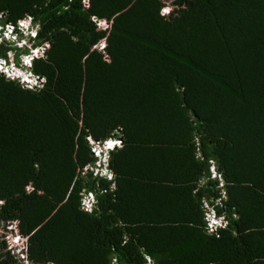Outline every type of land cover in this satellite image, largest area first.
I'll list each match as a JSON object with an SVG mask.
<instances>
[{"label":"trees","instance_id":"trees-1","mask_svg":"<svg viewBox=\"0 0 264 264\" xmlns=\"http://www.w3.org/2000/svg\"><path fill=\"white\" fill-rule=\"evenodd\" d=\"M172 5L0 0L1 24L36 25L20 52L45 46L35 85L0 74V226L30 263L264 264V0ZM4 232L0 264H24Z\"/></svg>","mask_w":264,"mask_h":264},{"label":"built area","instance_id":"built-area-1","mask_svg":"<svg viewBox=\"0 0 264 264\" xmlns=\"http://www.w3.org/2000/svg\"><path fill=\"white\" fill-rule=\"evenodd\" d=\"M98 26L100 28H105L106 27V22L105 21H100L98 22ZM98 48L102 49L104 47V40H102L100 43L97 44ZM45 49V46H39L35 48L34 52H43ZM31 56L28 59V62L30 61ZM36 81H40L41 78L35 77L34 78ZM31 86V84H28V87ZM91 143V151L92 154L95 157L94 162L89 166V169L93 171L94 175H99V176H105L106 178H111L110 173L107 170L106 164H107V156L109 154V148H111L115 143L122 145V140L119 137H110L102 142H94L92 140L89 141ZM109 142L112 143V146L109 147ZM102 169L103 171H107L105 175H102ZM94 203H95V198L92 193L88 192L85 197L82 198L81 200V205L82 207L87 210V211H92L94 209ZM223 218V217H222ZM16 221L14 220L12 223H10L7 226V235H11L10 237L12 238L11 241H9V248L13 249L14 252L20 256L23 259L24 264H32L30 263L26 258V245H27V237L20 235L17 232V226H16ZM215 223V222H214ZM216 225V224H215ZM215 225H213L212 222L207 221V229L209 231H215ZM13 232H10V231ZM9 239V237H7ZM13 244V246L11 245ZM147 261L150 262L149 258H147ZM113 263L115 264V261L113 260Z\"/></svg>","mask_w":264,"mask_h":264},{"label":"clouds","instance_id":"clouds-1","mask_svg":"<svg viewBox=\"0 0 264 264\" xmlns=\"http://www.w3.org/2000/svg\"><path fill=\"white\" fill-rule=\"evenodd\" d=\"M1 17V16H0ZM26 22V24H24ZM36 37V25L35 23L32 24L28 20L18 21L16 23L11 22H5L4 24L0 23V42H7L11 44L13 47L20 49H24L27 45V41L29 38H35ZM10 38H12L11 41ZM35 49L31 50L29 53H27V57L32 58ZM10 53V52H9ZM7 54V58L0 57V74H3L4 76L12 79H17L22 85L28 86V84L35 85L36 81L30 72H28V76H21L17 73L12 76L11 73L15 71V64L13 62H10V54ZM24 54V53H23ZM30 58V60H31ZM18 65V64H17ZM24 67H29L30 61L22 64ZM10 73V74H9ZM29 77V78H28ZM120 147V144L115 143L111 148H109L108 151ZM87 195V194H86ZM95 205V204H94ZM208 221L212 222L215 226H220L222 224L226 225L225 219L221 216H218L215 214L213 209L208 210ZM215 222V223H214ZM207 224V222H206ZM10 232H13L12 230Z\"/></svg>","mask_w":264,"mask_h":264},{"label":"rangeland","instance_id":"rangeland-1","mask_svg":"<svg viewBox=\"0 0 264 264\" xmlns=\"http://www.w3.org/2000/svg\"><path fill=\"white\" fill-rule=\"evenodd\" d=\"M172 2H173V0H164V4L166 5V6H169V7H171V6H173L172 5ZM24 24H26V22H24ZM12 40V38H10V40L9 41H11ZM98 48V47H97ZM98 49H100V48H98ZM10 54V57H9V59H10V62H13V64H15L16 63V60H17V62H19V64L17 65V64H15V71H13V73H11L12 74V76H14V74H20L21 76H28V69H27V67H24L22 64H23V62H25V63H27L28 62V59H29V57H27L26 55L27 54H23L22 52H20V50L18 51V55L17 56H15V53L14 52H10L9 53ZM17 58V59H16ZM10 74V73H9ZM29 78V77H28ZM104 169H102V175H105L106 174V172L107 171H103ZM212 173H213V175L215 176V170L214 169H212ZM106 176V175H105ZM207 206H208V204H207ZM209 208V207H208ZM207 218H208V216H207ZM4 232V229L0 226V234L1 233H3ZM5 233V235L7 236V237H9V241H11V235H7L8 234V232H4ZM12 246H13V244H11Z\"/></svg>","mask_w":264,"mask_h":264},{"label":"snow or ice","instance_id":"snow-or-ice-1","mask_svg":"<svg viewBox=\"0 0 264 264\" xmlns=\"http://www.w3.org/2000/svg\"><path fill=\"white\" fill-rule=\"evenodd\" d=\"M109 147H111L112 146V143L111 142H109V145H108Z\"/></svg>","mask_w":264,"mask_h":264}]
</instances>
